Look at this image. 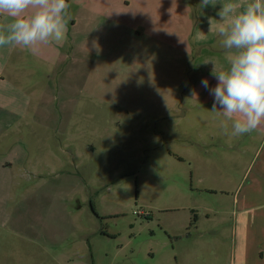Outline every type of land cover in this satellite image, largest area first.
<instances>
[{
  "label": "rangeland",
  "instance_id": "rangeland-1",
  "mask_svg": "<svg viewBox=\"0 0 264 264\" xmlns=\"http://www.w3.org/2000/svg\"><path fill=\"white\" fill-rule=\"evenodd\" d=\"M67 2L66 40L17 48L4 70L3 106L23 111L1 117L0 163L15 165L0 170V255L240 264L245 223L264 230V129L225 134L189 93L202 0ZM14 230L35 249L4 252Z\"/></svg>",
  "mask_w": 264,
  "mask_h": 264
},
{
  "label": "clouds",
  "instance_id": "clouds-1",
  "mask_svg": "<svg viewBox=\"0 0 264 264\" xmlns=\"http://www.w3.org/2000/svg\"><path fill=\"white\" fill-rule=\"evenodd\" d=\"M202 4L215 5L211 0ZM70 7L67 0H0V19L6 21L0 24V47L34 48L65 41ZM218 16L222 23L217 34L227 68L217 71L214 61L204 62L214 65L217 83L210 87L203 79L201 84L214 98L212 111L224 118L225 134L239 137L264 123V0H249L242 10L223 3ZM210 25L209 31L212 19ZM227 122H231L230 131Z\"/></svg>",
  "mask_w": 264,
  "mask_h": 264
},
{
  "label": "crops",
  "instance_id": "crops-1",
  "mask_svg": "<svg viewBox=\"0 0 264 264\" xmlns=\"http://www.w3.org/2000/svg\"><path fill=\"white\" fill-rule=\"evenodd\" d=\"M212 3H215V5L208 4L204 6L202 3L197 7L196 9V20L193 24V31L191 34V39L193 43V49L194 52L196 51V56L192 59V69L190 70L191 76H196V81L191 82L189 85V93L192 97V99L196 102L197 107H199L203 112L206 114H212L214 111H212V105H213V96L209 94V91L204 88L201 84V81L203 79H207L209 81V86L214 87L217 83L216 79L212 75L213 67L214 65L212 63H204L207 61H214L216 64V70H221L222 68H227V63L225 60V52L219 45V36L217 34V29L221 25L220 17L218 16V11L222 7L223 3H233L236 5L237 10H242L243 6L246 5L249 0H211ZM212 19V25L213 28L210 30V20ZM5 23L4 20L0 19V24ZM42 46H35L34 48H27L28 50L34 52L36 50H39ZM49 49L47 50L45 47L43 49L47 50L44 54H37L41 58H49V51L54 50L55 44L51 43L50 46H48ZM23 48V46H6V47H0V131L1 128V117H5L6 113H9L10 115H13L16 117L14 120H17V117L19 118L22 113V109L18 108L16 105V99H12V96H9L13 94L14 92L11 90L7 92L5 90V86L7 84L6 77L4 76V70L7 65L8 61L11 56L12 52L16 49ZM191 50V49H190ZM9 52V53H8ZM54 53V52H53ZM17 59L14 58L13 62L15 63ZM12 89L17 92V87ZM12 97L10 98L11 101L13 100L12 108L9 110L3 106V100L6 97ZM219 107V106H217ZM235 118V117H234ZM17 123L14 122V126H16ZM264 126L263 123L259 130H263ZM0 144H1V137H0ZM2 164V165H1ZM15 165L12 161H2L0 163V170L1 171H7V167H12ZM11 184H16L15 182H12L11 180L8 181ZM11 189H6L5 186V193L9 194L11 192ZM3 191V190H2ZM1 194V189H0ZM21 222L19 221L18 224ZM17 224V222H15ZM259 222L253 221V222H246L245 223V235L243 237H240L237 239V246H238V256H239V263L240 264H264V230L261 231L260 236H257V233L247 232L249 228H253L254 226H257ZM17 227V226H16ZM38 244V241L36 239L25 237L20 231H13V235H9L6 239V243L4 244V252L5 250L11 251L14 249H18L22 251L24 244H27V246L33 250L35 249L34 244ZM39 247V246H38ZM43 249L42 251L44 253H47L50 251V248L47 246L39 247ZM1 258L4 260L7 259V263L3 264H17L12 259V253H9L8 255H5L4 253L0 255ZM63 259V258H62ZM66 263L70 261V258L68 257L66 259ZM63 261H58V264H63Z\"/></svg>",
  "mask_w": 264,
  "mask_h": 264
}]
</instances>
